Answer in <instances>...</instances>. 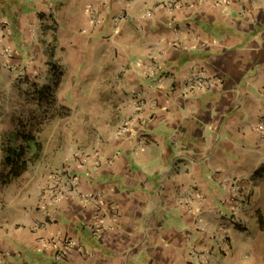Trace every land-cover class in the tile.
<instances>
[{
    "label": "crops",
    "instance_id": "crops-1",
    "mask_svg": "<svg viewBox=\"0 0 264 264\" xmlns=\"http://www.w3.org/2000/svg\"><path fill=\"white\" fill-rule=\"evenodd\" d=\"M0 15V171L45 104L78 131L20 189L0 181L3 264H192L193 247L264 264V0H0ZM194 70L214 84L189 90ZM230 179L252 190L237 216Z\"/></svg>",
    "mask_w": 264,
    "mask_h": 264
},
{
    "label": "built area",
    "instance_id": "built-area-1",
    "mask_svg": "<svg viewBox=\"0 0 264 264\" xmlns=\"http://www.w3.org/2000/svg\"><path fill=\"white\" fill-rule=\"evenodd\" d=\"M108 1L109 0H102L103 3H108ZM214 2L217 5H221V3L223 2L229 3V0H214ZM170 5L178 6L179 3L175 2V3H171ZM48 10L51 14H54V15L56 14V9L54 8V6L48 5ZM91 16L93 17L95 22L97 23L102 22L101 18L98 16L95 10H91ZM10 31H11L10 22L2 18V16L0 15V44L2 45L1 53L4 54L8 59H10L13 56V51L10 49V47L6 45L3 46L4 45L3 38ZM213 84H214L213 79L210 78V76L206 75L205 72L201 70H194L190 77V81L187 85V88L189 90H192L194 88H206V87H210ZM136 103H137L138 108H142L144 105L143 101H137ZM133 121H134L133 119H129L125 121L122 124L119 132L122 133V132L130 131V128L133 126ZM143 121L145 122L146 120L143 119ZM259 130L264 132V124L259 126ZM228 185H229L230 191L232 192V196H233V202L231 205V213L237 216L242 206L247 204L249 200V194H251L252 190L251 188L247 187L245 184L241 183L239 180H236V179H230ZM192 192L193 191H191V193ZM63 194L64 192L59 194V196ZM189 201H191L189 197L185 199V202L189 203ZM197 229H203V226L197 225ZM225 231L226 230H224V233ZM99 232H100V228H97V230H95V233H99ZM77 245L78 244L75 240H72V239L65 240V246L63 247L62 251L66 252L71 247H75ZM210 251H211L210 249L193 247L190 252L191 263L192 264H208L210 260V257H209ZM0 264H3L1 257H0Z\"/></svg>",
    "mask_w": 264,
    "mask_h": 264
},
{
    "label": "rangeland",
    "instance_id": "rangeland-1",
    "mask_svg": "<svg viewBox=\"0 0 264 264\" xmlns=\"http://www.w3.org/2000/svg\"><path fill=\"white\" fill-rule=\"evenodd\" d=\"M55 79L56 78H53L52 80H49L48 82L51 84H54L53 81H55ZM44 106H45L46 114L43 117L41 116V118L37 121V125H34L35 126L34 130L39 131L42 129V133L39 137H40V141L42 142L44 146V149L46 148L48 153L45 157H42V159L40 158V162L38 160L36 162L37 163L36 165L29 167L28 174L30 176L38 175V173L41 170H39L37 173L36 166H38L39 164H41L42 166L43 165L45 166L57 165L58 157H56V154L58 151H61V150L66 151V149L72 147L73 145L75 147L78 145L77 141L74 140V137L76 136L78 131L72 129L73 124H72V121L69 120L72 110L66 109V108H58L54 106H47V104H45ZM57 120H60V124L58 125L56 124ZM79 128H80L79 132L82 133V131L85 132L87 130L88 126L83 124V125H80ZM79 138L80 136L78 135V139ZM29 175H27L28 177L20 176L16 178L11 184V186H14L15 190L20 189L21 187H23V182L29 180ZM8 187L9 185L3 186L1 189V192L5 193Z\"/></svg>",
    "mask_w": 264,
    "mask_h": 264
},
{
    "label": "trees",
    "instance_id": "trees-1",
    "mask_svg": "<svg viewBox=\"0 0 264 264\" xmlns=\"http://www.w3.org/2000/svg\"><path fill=\"white\" fill-rule=\"evenodd\" d=\"M47 90L42 91L41 95L53 98L51 85L45 86ZM52 89V90H51ZM23 140L14 142L5 147L6 156L4 158V167L0 171V181L2 184H9L20 177L29 169L31 164H35L41 158L43 144L34 131H28L23 134Z\"/></svg>",
    "mask_w": 264,
    "mask_h": 264
}]
</instances>
